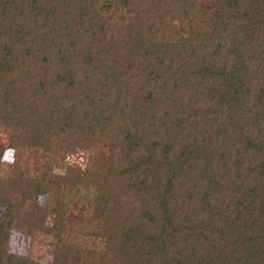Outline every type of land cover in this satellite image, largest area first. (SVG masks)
Listing matches in <instances>:
<instances>
[{
    "label": "trees",
    "instance_id": "obj_1",
    "mask_svg": "<svg viewBox=\"0 0 264 264\" xmlns=\"http://www.w3.org/2000/svg\"><path fill=\"white\" fill-rule=\"evenodd\" d=\"M0 126L108 147L0 178V264H35L14 230L55 264H264V0H0Z\"/></svg>",
    "mask_w": 264,
    "mask_h": 264
},
{
    "label": "rangeland",
    "instance_id": "obj_2",
    "mask_svg": "<svg viewBox=\"0 0 264 264\" xmlns=\"http://www.w3.org/2000/svg\"><path fill=\"white\" fill-rule=\"evenodd\" d=\"M121 28H123V26H121L120 29ZM11 131L12 130H10L9 128L0 126V146H3V150L1 151L0 155V178H8L13 180L12 183L10 182L7 185L8 188L9 186L13 187L16 178L20 174L18 173L19 170L24 173L23 177L30 178L33 175L39 176L48 169H50V172L52 173L63 174L64 167L67 164L82 169L87 165H90L93 168H97V166L100 167L106 164L108 160V147L102 148L101 146H96V142L94 140H90V138L84 140L85 143H82L84 147H79L77 145L69 151L63 146L65 145L63 144L65 141L61 143L56 142L55 150H52V152L50 153H46L41 149L31 148L29 147V145L24 146L23 144H21V142L23 143V141L18 144V148H13L11 144L15 143L12 142L13 135ZM48 154L54 155L56 158H58L59 164L55 163L53 166L50 165L51 163L48 161L47 157ZM0 188L6 189L5 184H0ZM52 200L53 198H50V196H48L45 191H40L28 203V207H48L51 205ZM80 207L81 203H75V205L71 206V208L69 209L67 213L68 219L71 220L69 221L67 219L69 226H72V224L75 223L74 220L80 216ZM3 209V206H0V214L2 213ZM51 219L52 217L49 216L47 219L48 224L50 223ZM74 227L75 230H77L76 228L78 226ZM54 243L55 239L51 235L39 233L31 242L29 237L14 230L11 231L8 248L10 252L14 254L30 257L32 260H34L35 264H55L53 260Z\"/></svg>",
    "mask_w": 264,
    "mask_h": 264
}]
</instances>
